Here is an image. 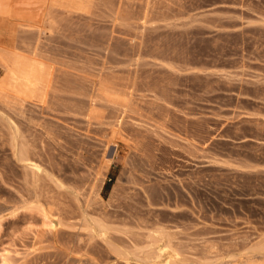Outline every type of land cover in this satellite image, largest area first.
Masks as SVG:
<instances>
[{"label":"rangeland","instance_id":"rangeland-1","mask_svg":"<svg viewBox=\"0 0 264 264\" xmlns=\"http://www.w3.org/2000/svg\"><path fill=\"white\" fill-rule=\"evenodd\" d=\"M0 14V257L255 258L264 248V0H0ZM102 89L116 96L91 115ZM19 144L40 168L35 178L16 160ZM152 241L163 252L145 260Z\"/></svg>","mask_w":264,"mask_h":264},{"label":"bare ground","instance_id":"bare-ground-1","mask_svg":"<svg viewBox=\"0 0 264 264\" xmlns=\"http://www.w3.org/2000/svg\"><path fill=\"white\" fill-rule=\"evenodd\" d=\"M16 20H19L21 23H23V24H31V23H33V24H37V23H40L41 22V19H39L38 20V22H33L35 19H33V18H30V17H19L18 19H16ZM29 26V25H28ZM41 28H40V26L38 27V30H40ZM3 51V50H2ZM8 52V51H7ZM3 53V52H2ZM11 52H9V54H10ZM14 53H12V54H10V55H8V57L9 56H11V55H13ZM4 55V54H3ZM19 55V54H18ZM17 55V56H18ZM22 56V55H21ZM15 57V56H14ZM13 57V58H14ZM11 58V57H10ZM16 58V57H15ZM18 58H20V56H18ZM23 58V56L20 58V60ZM20 60H18V61H20ZM21 61H23V60H21ZM24 61H25V59H24ZM24 63V62H23ZM25 63H27V62H25ZM3 68H5V69H8V71H9V68H6V66H4ZM15 70V69H14ZM10 71H11V69H10ZM4 72H6L7 73V70H5ZM10 74V73H9ZM13 76H14V74L13 73H11ZM4 75V74H3ZM6 75V74H5ZM8 75V74H7ZM10 76V75H9ZM9 78H11V76L9 77ZM9 78L7 79V81H9ZM98 78V77H97ZM5 80V79H4ZM11 80V79H10ZM16 80V79H15ZM106 80V79H105ZM11 81H13V80H11ZM112 82V81H111ZM5 83H6V81H5ZM19 83V82H18ZM110 83V82H109ZM6 84H8V82L6 83ZM5 84V85H6ZM13 84V83H12ZM20 84V83H19ZM79 84V83H78ZM1 85V84H0ZM10 85V84H9ZM16 85V84H15ZM18 86V85H17ZM53 87V86H52ZM55 87H56V85H55ZM54 87V88H55ZM8 88V87H7ZM65 88V87H64ZM63 88V89H64ZM82 89V88H81ZM18 90V89H17ZM67 90H69L68 88H67ZM67 90L65 89V91L64 90H62V91H64V93H66L67 92ZM0 91H3L2 90V88H1V86H0ZM14 91V90H13ZM55 91V90H54ZM96 91H98L97 89H96ZM9 92V91H8ZM7 92V95L9 94ZM71 92V91H70ZM73 92V91H72ZM6 93V92H5ZM62 93V92H61ZM83 93V92H82ZM81 93V94H82ZM86 93V92H85ZM121 93V92H120ZM70 94H72V93H70ZM89 94V93H88ZM117 94V93H116ZM5 95V94H4ZM16 96H17V94H16ZM83 96V95H82ZM113 96H116V95H114L113 93H110V92H108V91H106V89H102V90H99V92L97 93V94H95V97H94V99H93V106H92V108H91V110L89 111L90 113L89 114H91V115H96V113H98L97 112V110H96V108H97V106L98 105H100V106H102L101 105V103H103V102H107V101H112V100H110ZM4 96H2V98H3ZM7 97V96H6ZM9 97V96H8ZM75 97V96H74ZM86 97V96H85ZM93 97V96H92ZM10 98V97H9ZM65 98V97H64ZM64 98H63V100H64ZM84 99V98H83ZM4 100H6L5 98H4ZM10 101V100H9ZM57 101V100H56ZM76 101V100H75ZM79 101V100H78ZM88 101V100H87ZM118 101V100H117ZM6 102V101H5ZM18 102H21V101H18ZM68 102H69V100H68ZM113 102H115V101H113ZM62 103V102H61ZM71 103V102H70ZM6 104V103H5ZM12 104V103H11ZM97 104V105H96ZM63 105H64V103H63ZM63 105H61V106H63ZM123 105V104H122ZM6 106V105H5ZM15 106V105H14ZM66 107V106H65ZM12 108V107H11ZM99 109V108H98ZM61 110V109H60ZM64 110V109H63ZM74 110V109H73ZM100 110V109H99ZM98 110V111H99ZM80 115V114H79ZM86 116V115H85ZM91 117V116H90ZM95 118V117H94ZM15 156H16V160H17V162H19L20 164H22V166L23 167H25V168H27V169H29L30 171H31V173H32V176H33V178H35L37 175H38V173L40 172V168H39V166L31 159V154L28 152V150L25 148V146L23 145V144H19L18 145V147H17V149H16V154H15ZM42 220H43V223L46 225V228H47V226L49 227V229H53V228H55L54 226H53V224H52V221L47 217V215H43L42 216ZM97 228H98V230H99V232H104V230L105 231H107V228L103 225V224H100V223H98L97 224ZM151 238V237H150ZM152 243H153V241H152ZM150 244H151V242H150ZM166 247V246H165ZM166 248H168V247H166ZM163 246H157V243H153V244H151L150 245V247H148V249L144 252H142L143 253V255H144V258L143 259H145V260H149L150 259V257H151V255L153 254V250L155 251L156 250V254L158 255V256H160V254L163 252ZM253 252V254H254V256H255V258H252V259H248V260H246V261H244L242 264H264V257H259V256H257V255H260V256H264V248H257V249H255V250H253L252 251ZM116 254H118V253H116ZM121 256H122V254H121ZM130 256V255H129ZM126 257V256H125ZM122 258L123 259H126V258H124V256H122ZM0 259H1V263L2 264H10V262H9V259H8V255L5 253V254H3V255H1V257H0ZM128 261H129V259H128ZM128 261H126L125 263L126 264H129V263H127ZM186 264V263H185ZM189 264H197V263H194V262H190ZM202 264V263H201Z\"/></svg>","mask_w":264,"mask_h":264},{"label":"crops","instance_id":"crops-1","mask_svg":"<svg viewBox=\"0 0 264 264\" xmlns=\"http://www.w3.org/2000/svg\"><path fill=\"white\" fill-rule=\"evenodd\" d=\"M5 18H6V16H3L0 14V22L7 21Z\"/></svg>","mask_w":264,"mask_h":264}]
</instances>
